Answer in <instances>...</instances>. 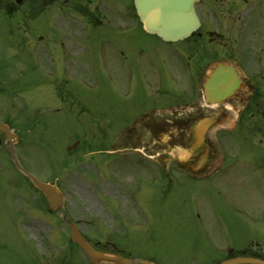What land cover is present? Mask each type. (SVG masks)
<instances>
[{"label":"flooded vegetation","instance_id":"flooded-vegetation-1","mask_svg":"<svg viewBox=\"0 0 264 264\" xmlns=\"http://www.w3.org/2000/svg\"><path fill=\"white\" fill-rule=\"evenodd\" d=\"M122 2L0 0V91L3 83L16 81L10 72L27 52L31 65L52 79L53 91L41 92L55 100L56 110L89 116L84 131H92L100 142L95 149L100 156L95 158L97 171L111 180L114 189L108 195L115 206L110 210L112 223L97 230L92 242L101 250L137 256L126 247L137 243L133 234L148 218L149 197L164 193L175 181H213L222 192L226 180L239 173L244 185V163L264 180V0H200V28L175 42L147 33L132 2L129 10H115ZM100 24L119 32L139 30L165 48L121 32L108 48L95 46L91 35ZM52 45L60 47L57 56ZM96 55L104 66H113V84L126 78L127 88L115 86L108 97L82 94L80 88L93 77L97 84L96 74L84 72L96 70ZM54 57L64 61L61 70ZM4 58L12 62L3 64ZM217 64L234 70L230 80L212 79ZM138 79L145 83L144 94L132 90ZM166 80L172 88L157 86ZM245 146L247 156L242 154ZM261 213L249 220L261 228L260 235L251 230L253 234L240 241L209 235L193 242V254L201 249L202 256L214 259L211 264L238 255L264 258V209ZM110 228L123 234L114 235Z\"/></svg>","mask_w":264,"mask_h":264},{"label":"rangeland","instance_id":"rangeland-1","mask_svg":"<svg viewBox=\"0 0 264 264\" xmlns=\"http://www.w3.org/2000/svg\"><path fill=\"white\" fill-rule=\"evenodd\" d=\"M131 5V0H124L115 10L124 12L131 9ZM42 18L44 20L45 16ZM93 32V44L98 46L103 43L102 48H108L110 42L119 41L116 37L120 32L126 35L136 33L143 43H155L165 48L156 37H147L136 29L119 32L116 27L100 24ZM52 48L54 53L59 52V45H52ZM21 55L20 64L14 65L10 72L15 73L13 80L16 81L2 84L0 118L9 115L14 121L20 137L16 151L26 170L42 180L58 182L66 191L72 214L94 238L97 230L100 232L108 227L109 221L112 223L110 210L115 207L108 195L113 192L114 186L111 180H106L97 171L96 159L100 156L95 149L100 142H96L92 131H84L83 124L88 115H80L76 110L55 109V100L41 92L44 88L53 91L52 79L45 75L42 68L31 65L27 52ZM54 58L61 70V62L64 61ZM95 59L98 60L96 70L84 72L96 74L97 84L93 77L87 85L84 84L86 89L80 88L82 94L92 96L95 93L108 97L113 87H128L126 78L113 84V66H104L100 55H96ZM7 62L12 60L4 58L3 64ZM71 70L75 71L74 66H71ZM126 72L128 70L124 68L121 74L125 76ZM133 85L135 93L144 94L146 91L145 83L139 79ZM142 85L144 90L141 89ZM157 86L170 89L173 84L166 80ZM14 89L18 92L13 97L10 92ZM27 91L29 94H26ZM1 137L4 142L5 136L0 133ZM79 139H83L85 145L68 150V146ZM89 149L93 153L87 151ZM242 154H249L248 146L243 148ZM82 156L84 160L78 161ZM244 164L241 166L244 185H240V173L232 180H226L222 192L215 189L213 181L206 184L182 179L175 181L168 192L149 197V216L133 234V240L137 243L129 244L126 248L136 252L138 258L151 259L157 264H211L214 259L202 256L201 249L197 250V255L193 254L196 249L192 247L194 241H204L209 235H228L240 241V237L252 235V231L260 235L261 228L249 220L263 215L264 180L252 168L248 169L247 163ZM121 166L125 171V165L122 163ZM127 169L129 172V164ZM97 174L101 178L99 181L95 177ZM233 205L240 211L232 208ZM96 213L101 214L102 224L93 218ZM111 232L114 235L123 234L117 228ZM69 235L70 231L62 222L60 213H50L43 195L35 190L0 145V264H92L81 248L68 241Z\"/></svg>","mask_w":264,"mask_h":264},{"label":"water","instance_id":"water-1","mask_svg":"<svg viewBox=\"0 0 264 264\" xmlns=\"http://www.w3.org/2000/svg\"><path fill=\"white\" fill-rule=\"evenodd\" d=\"M197 1L198 0H134L144 28L167 40L184 38L190 35L199 26L200 21L195 8ZM0 130L7 134V146L16 165L45 193L49 199L50 207L61 209L65 222L71 228L73 240L82 246L93 263L137 264V262H140L142 264H156L150 260L128 258L118 254L102 252L94 248L83 236L76 223L68 217L64 207V195L60 188L54 183L40 180L36 175L23 168L14 151V142L17 140V134L13 133L7 124L1 122ZM241 262L264 264L263 259L252 257H235L225 260L221 264H238Z\"/></svg>","mask_w":264,"mask_h":264}]
</instances>
